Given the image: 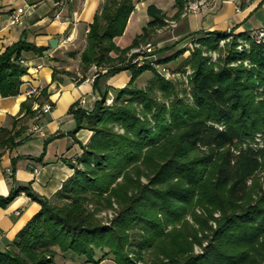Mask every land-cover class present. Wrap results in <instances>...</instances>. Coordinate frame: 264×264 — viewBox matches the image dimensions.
Returning a JSON list of instances; mask_svg holds the SVG:
<instances>
[{
  "label": "trees",
  "instance_id": "obj_1",
  "mask_svg": "<svg viewBox=\"0 0 264 264\" xmlns=\"http://www.w3.org/2000/svg\"><path fill=\"white\" fill-rule=\"evenodd\" d=\"M175 1L179 19L188 0ZM139 2L105 0L90 23L81 68L85 74L94 65L107 70L95 73L100 98L94 107L77 102L70 112L77 121L72 135L88 129L93 136L81 143L83 154L70 161L74 175L53 197L23 186L1 198L6 206L26 191L41 209L0 252V264H59L58 250L81 264L110 256L117 264H264V39L256 31L236 32L238 25L230 32L191 33L200 46L181 67L192 71L185 87L166 79L152 60L140 66L127 60L132 48L166 24L167 14L155 4L147 9L152 19L143 33L124 48L118 45ZM46 49L20 39L0 52V97L20 93L28 72L24 53ZM185 51L156 62L166 65ZM210 51L219 52L216 60L205 54ZM124 71L132 74L125 87L103 88L106 76ZM150 71L152 81L140 86ZM46 93L23 103L25 114L12 129L0 128V157L2 148L28 138L34 100L43 104ZM105 209L115 210L110 223L98 216Z\"/></svg>",
  "mask_w": 264,
  "mask_h": 264
},
{
  "label": "crops",
  "instance_id": "obj_2",
  "mask_svg": "<svg viewBox=\"0 0 264 264\" xmlns=\"http://www.w3.org/2000/svg\"><path fill=\"white\" fill-rule=\"evenodd\" d=\"M59 1H62V6L57 5ZM104 1L0 0V52L20 39H27L30 43L47 48L41 54L24 53L30 66L22 78L20 93L0 97V128L3 126L12 129L14 119L24 116L22 106L29 99L39 97L43 91L49 96L43 104L34 100L33 107L37 113L26 122L28 128L24 136L28 138L16 146L1 149L0 200L23 186H29L39 195L53 197L61 190L64 182L74 175L75 170L70 161L76 163L77 158L84 152L81 143L87 144L93 132L81 129L76 135H72L77 121L70 108L74 103H81L86 99V104L81 105L90 110L100 98V94L94 89V82L89 81L97 72V66H92L85 74L81 68V57L87 47L86 36L90 23ZM261 1L252 0L244 8H240L241 0H208L201 11L191 13L182 21L183 32L189 34L200 30L225 31L235 25H238L236 32L247 31L249 26L252 27L250 29H263L264 3L259 6ZM150 4L161 8L168 17L178 11L175 0H141L131 15L124 36L117 38L119 46L124 48L130 45L151 21L152 18L147 12ZM20 7L26 11L22 15V24L12 25L10 14ZM59 11H62L61 15L57 16ZM251 19H255L253 25ZM131 25L133 33L128 35ZM52 39L59 40L57 47L51 44ZM39 64L43 67L37 68ZM131 76L129 71L106 76L102 80V86L125 87ZM32 87L38 88L39 93L29 96L27 91ZM113 98L112 91L109 102ZM46 105H50V109H44ZM35 126L40 129L33 130ZM18 129L19 127L16 128ZM59 133L64 135L46 145L49 137ZM40 209L41 204L26 191H22L6 206L0 204V252L11 247L18 233Z\"/></svg>",
  "mask_w": 264,
  "mask_h": 264
},
{
  "label": "rangeland",
  "instance_id": "obj_3",
  "mask_svg": "<svg viewBox=\"0 0 264 264\" xmlns=\"http://www.w3.org/2000/svg\"><path fill=\"white\" fill-rule=\"evenodd\" d=\"M194 1H196V0H194ZM204 1H205V4L203 6L207 5V3H208L207 2L208 0H204ZM250 1H252V0H244L245 5H247L248 2H250ZM239 4L241 6V7L240 6L239 7L242 8V5H241L242 1ZM202 7L198 11L190 12L188 14H185V8H184V10H183L181 16L179 17V19L175 16L176 13L173 16H171V17L167 16V19H165L166 20V24L163 27L159 28L154 33L152 38H150V40L140 44L139 46H136V47L132 48L131 51L128 52L127 60L133 62V60L136 58V57H134V55L136 53H134V54H132L130 56V54L132 53V51L135 48L142 47L143 45L151 43V44H153L155 46L154 52L152 51V53H154V54L149 55L150 57H147V58L145 57L144 59L152 60L153 61V65L163 74L164 77H166V79H171V80L176 81V82L178 81L179 84H181L182 86L184 84L185 87H188L189 86L188 74L191 73L192 71L190 70V67H187L188 73L183 72L182 71V68H183L182 65L184 63V60L190 55L192 50L195 47L200 46V43H198L197 41H193L194 37L189 36L191 33L184 34V32H183L184 31V23L182 21H185V18H187L191 13H197V12L201 11ZM254 18H256V17H254ZM167 20H169L170 23H168ZM171 21H174L175 23H171ZM251 21H252V25H253L255 19H251ZM260 23H261V21H260ZM132 27H133V25H131L130 32H129L128 35H131L133 33ZM250 28H252V27L249 26L248 30L256 31L255 34L258 35V37H260V35L262 34L261 33L262 30H264L262 28H260V29H256V28L255 29H250ZM231 30H232V28H228L226 31L230 32ZM142 33H143V31H142ZM186 36H187V38L184 41H182L181 43H179L177 48L169 50V51H167L166 53H164L162 55L157 53V51L166 48V46H168V45H172V44L176 43L177 41L185 38ZM231 39L232 38L230 37L227 40H222L221 45H224L226 41L231 40ZM182 48H185L186 51L176 61H172V62H170V63H168L166 65L156 62L157 59H160L161 57L163 58V57L169 56V55L175 53L177 50L182 49ZM208 53L213 56V60H216L218 58V56H219V52L218 51H210V52H206L205 54H208ZM139 62L137 63L138 66L141 65V64H139ZM164 67H168V68H166L168 70H165ZM106 70H107V68H104V67H98L97 66V68H96L97 73L99 71L105 72ZM152 78H153V73L151 71L150 72H146L145 74H143L140 77L138 83H139L140 86H147L150 83V81H152ZM111 97H112V95H111ZM110 102H113V101L111 100ZM114 213H115L114 209H105V210L101 211L98 214V216L101 219H103L105 223H110V220L114 216ZM219 215L220 214L217 213V216H219ZM188 218L190 219L191 222H194V220H193V218L191 216H189ZM214 226H216V223L214 224ZM195 249H196V252H202V248L199 245H196ZM56 260H57V262L59 264H81V262H82L81 258H77L76 256H73L71 253H63L60 250H58V255L56 257ZM99 264H117V263L115 262L113 256H110V257H107L102 262H100Z\"/></svg>",
  "mask_w": 264,
  "mask_h": 264
},
{
  "label": "built area",
  "instance_id": "obj_4",
  "mask_svg": "<svg viewBox=\"0 0 264 264\" xmlns=\"http://www.w3.org/2000/svg\"><path fill=\"white\" fill-rule=\"evenodd\" d=\"M62 4H63L62 1L57 2V5H59V6H62ZM204 4H205V1L204 0H196V1L189 0L188 3L186 4V7H185V14H188L190 12H196V11H198ZM24 12H26V11H25V8H23V7H20L17 10L12 11L11 14H10V23L12 25L22 24V15H23ZM61 12L62 11H59L58 14H57V16H60L61 15ZM167 22L170 23L169 20H167ZM171 23H175V22L174 21H171ZM261 33L262 34L260 35V37H258V40L259 41H261L262 39H264V30H262ZM154 50H155V46L153 44H151V43H148L146 45H143L142 47L135 48L132 51V53L130 54V56L132 54H134V53L138 54V56L133 60V62L134 63H138L140 61L139 64L142 65L144 63V61H145L144 58L145 57L146 58L147 57H150L149 56L150 55L149 53H152V51L154 52ZM21 62H22L23 65H25L27 67L30 66L29 62L26 59H22ZM42 67H43V65H41V64H39L37 66V68H42ZM164 68H165V70H168V69H166V67H164ZM96 77H97V74H94L89 79V81L94 82L95 79H96ZM37 93H39V89L38 88H34V87H32L31 89H29V91H27V94L29 96H32V95L37 94ZM81 104L82 105L86 104V99H83L81 101ZM49 107H50V105H46L43 108L44 109H50ZM36 108L38 109V106ZM38 129H40L38 126H35L33 128V130H35V131H37ZM9 172L12 173L11 170H9Z\"/></svg>",
  "mask_w": 264,
  "mask_h": 264
},
{
  "label": "water",
  "instance_id": "obj_5",
  "mask_svg": "<svg viewBox=\"0 0 264 264\" xmlns=\"http://www.w3.org/2000/svg\"><path fill=\"white\" fill-rule=\"evenodd\" d=\"M51 44H52L54 47H57L58 44H59V40H58V39H52V40H51Z\"/></svg>",
  "mask_w": 264,
  "mask_h": 264
}]
</instances>
